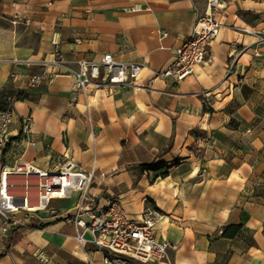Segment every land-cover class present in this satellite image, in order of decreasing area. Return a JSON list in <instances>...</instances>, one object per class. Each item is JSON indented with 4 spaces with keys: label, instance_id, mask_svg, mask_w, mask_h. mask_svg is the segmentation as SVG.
I'll list each match as a JSON object with an SVG mask.
<instances>
[{
    "label": "crops",
    "instance_id": "obj_1",
    "mask_svg": "<svg viewBox=\"0 0 264 264\" xmlns=\"http://www.w3.org/2000/svg\"><path fill=\"white\" fill-rule=\"evenodd\" d=\"M222 1L208 59L177 82L155 72L172 63L208 0H0V88L25 91L12 107L0 171L4 163L54 168L68 156L96 169V202L119 194L136 217L148 205L163 210L156 235L176 248L163 262L136 264H264V42L244 30L264 32V0ZM56 49L67 62L112 52L142 64V86L92 84L78 97L69 76L31 86L43 62L58 69ZM27 114L35 120L29 140ZM163 161L171 166L166 177L143 165ZM78 199L74 192L64 212L43 210L31 227L0 240V264H36L40 252L50 264H106L65 219ZM230 225L243 228L224 235ZM10 237L17 241L7 247Z\"/></svg>",
    "mask_w": 264,
    "mask_h": 264
},
{
    "label": "built area",
    "instance_id": "obj_2",
    "mask_svg": "<svg viewBox=\"0 0 264 264\" xmlns=\"http://www.w3.org/2000/svg\"><path fill=\"white\" fill-rule=\"evenodd\" d=\"M224 5L222 0H208L207 10L195 23L189 36L176 48L170 65L155 72L156 77L186 80L195 68L208 59L212 42L218 37L222 22L217 16ZM247 33H257L264 42V32L245 28ZM54 68L43 62L44 69L29 76L33 87L52 83L60 76L73 79L75 97L86 93L95 84L98 88L112 85H133L141 75L143 65L118 60L112 52H106L101 61L81 58L67 62L62 51L54 52ZM15 121L13 108L0 109V152L12 141V125ZM22 135L29 140L33 135L34 116L22 117ZM35 144V142H34ZM96 169L85 170L73 158L65 156L54 168L44 169L32 162L2 164L0 171V240L8 238L22 227H31V216L51 208L53 200L71 198L79 193L78 202L65 219L77 228L80 243L91 242L103 251L106 264H136L135 262H163L169 250L176 245L158 238L157 224L166 214L156 206L148 205L138 216L128 212L119 194H114L108 203L96 202L92 193ZM50 258L40 252L36 264H50Z\"/></svg>",
    "mask_w": 264,
    "mask_h": 264
},
{
    "label": "trees",
    "instance_id": "obj_3",
    "mask_svg": "<svg viewBox=\"0 0 264 264\" xmlns=\"http://www.w3.org/2000/svg\"><path fill=\"white\" fill-rule=\"evenodd\" d=\"M24 90L16 89L13 86H8L4 88H0V109H9L13 107L14 101L22 100L24 98ZM179 160L177 159L176 162ZM144 167L148 170H152L155 173V177H166L169 175L171 166L168 165L165 161L160 162L158 164H143ZM48 223L40 224L39 226H36L38 228H43ZM243 228L242 225H230L227 229L224 231V235L229 236L231 234V230L234 232H238ZM11 242L17 241V239H14L13 237L9 238ZM1 257V254H0ZM78 264H85L83 262H80Z\"/></svg>",
    "mask_w": 264,
    "mask_h": 264
},
{
    "label": "rangeland",
    "instance_id": "obj_4",
    "mask_svg": "<svg viewBox=\"0 0 264 264\" xmlns=\"http://www.w3.org/2000/svg\"><path fill=\"white\" fill-rule=\"evenodd\" d=\"M64 201L65 200H53V202L51 204V208L45 210L44 213L42 214V216H46V215H48V213H51L53 215H56L57 213L64 212V208H65V205L63 204ZM32 221L34 223H37L38 222V219L33 218ZM17 233H19V232H17ZM18 236H19V234H17L15 236V238H17ZM9 243H11V240L10 239L7 241V244H6L7 247H8V244ZM54 264H57V263L55 262Z\"/></svg>",
    "mask_w": 264,
    "mask_h": 264
}]
</instances>
